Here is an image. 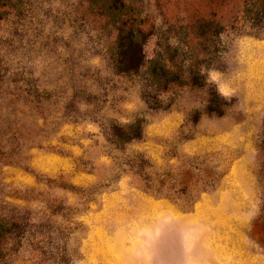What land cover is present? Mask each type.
Here are the masks:
<instances>
[{"label": "rangeland", "instance_id": "rangeland-1", "mask_svg": "<svg viewBox=\"0 0 264 264\" xmlns=\"http://www.w3.org/2000/svg\"><path fill=\"white\" fill-rule=\"evenodd\" d=\"M262 1L0 0V264H264Z\"/></svg>", "mask_w": 264, "mask_h": 264}, {"label": "trees", "instance_id": "trees-1", "mask_svg": "<svg viewBox=\"0 0 264 264\" xmlns=\"http://www.w3.org/2000/svg\"><path fill=\"white\" fill-rule=\"evenodd\" d=\"M253 20L257 21V22H261L264 19V0L262 1V10L259 13H256L254 15V17H252ZM121 53H123L124 55L127 54L128 57H130L131 60V64H130V69H137L139 67H142L144 65L143 62V55H142V46L139 45L138 43L135 42V50L133 52L132 55L128 54V50H122ZM160 67H165V65H162ZM163 81L165 82V79H163ZM132 125V124H131ZM133 127V126H130ZM141 132V128L140 126H136L132 133L130 134V138H135L137 137Z\"/></svg>", "mask_w": 264, "mask_h": 264}, {"label": "clouds", "instance_id": "clouds-1", "mask_svg": "<svg viewBox=\"0 0 264 264\" xmlns=\"http://www.w3.org/2000/svg\"><path fill=\"white\" fill-rule=\"evenodd\" d=\"M212 80H216L217 79V76H216V74H212ZM219 92L222 94V95H224V96H228V95H230V92H229V89L226 87V86H224V85H221L220 87H219Z\"/></svg>", "mask_w": 264, "mask_h": 264}]
</instances>
